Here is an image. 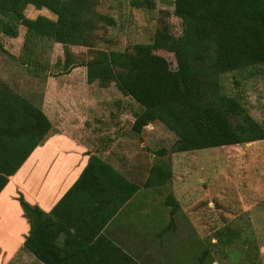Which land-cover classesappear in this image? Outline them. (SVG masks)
I'll use <instances>...</instances> for the list:
<instances>
[{"label": "trees", "instance_id": "16d2710c", "mask_svg": "<svg viewBox=\"0 0 264 264\" xmlns=\"http://www.w3.org/2000/svg\"><path fill=\"white\" fill-rule=\"evenodd\" d=\"M27 4L46 9L54 18L24 16ZM95 4L96 0H0V32L15 37L21 25L23 46L46 38L62 44L66 56V45H88V31L95 20L113 23L93 9ZM129 4L147 9L155 5L154 0H130ZM172 6L173 13L187 17L183 46L171 47L174 68L153 52L155 43L138 42L131 50H95L81 64L86 82L106 87L113 81L141 108L132 116L130 130L139 134L147 123H161L176 137L172 152L264 139L260 124L237 98L222 92L219 82L224 72L247 70L252 75L264 67V0H172ZM49 127L38 106L0 81V190ZM169 177L163 163L152 164L143 185H163ZM137 189L109 163L90 154L76 180L49 211L29 204L17 192L14 198L28 225L22 249L42 264H100L101 241L112 250L101 264H138L100 233ZM164 202L177 204L171 195ZM62 206L67 209L59 216ZM57 232L62 235L60 242ZM205 253L203 249L196 256V264H201Z\"/></svg>", "mask_w": 264, "mask_h": 264}, {"label": "rangeland", "instance_id": "374dc122", "mask_svg": "<svg viewBox=\"0 0 264 264\" xmlns=\"http://www.w3.org/2000/svg\"><path fill=\"white\" fill-rule=\"evenodd\" d=\"M129 1L96 0L93 9L112 18L113 23L95 20L88 31V45L68 44L66 56L62 44L46 38L23 46L21 25L15 37L0 32V81L43 107L47 114L56 111L52 117L61 112L59 117H65L67 124L76 119L85 132L100 124L99 130L112 141L97 139L94 146L103 156H111L117 169L138 186L131 197L136 199L134 207L139 208L135 212L146 216L135 222L141 228L138 247L142 251L136 259L133 256L138 264H196L195 258L203 249L206 253L201 264L212 258L221 264H227L225 258L231 264H264V139L172 152L176 137L157 121L144 125L136 137L128 135L129 121L141 108L113 81L106 87L86 82L81 64L94 56L95 50H131L138 42L155 43L153 52L163 56L170 68L175 67L171 47L184 44L186 15L173 13L172 0H154L152 9L131 6ZM22 12L29 18H54L46 9L31 4ZM263 68L252 75L247 70L224 72L219 82L222 92L237 98L264 130ZM70 109L80 112L66 114ZM94 119L100 120L99 124ZM161 163L169 168V179L163 185L145 187L149 168ZM167 195L176 199V206L164 202ZM181 195L186 200L178 199ZM207 198H213L212 203L207 204ZM240 198L244 204L238 202ZM171 208L173 213H168ZM11 212L9 217L5 211L0 214V264H40L22 249V240L17 243L15 226L18 217H23L13 208ZM9 237L17 245L7 247Z\"/></svg>", "mask_w": 264, "mask_h": 264}, {"label": "crops", "instance_id": "0c3cea01", "mask_svg": "<svg viewBox=\"0 0 264 264\" xmlns=\"http://www.w3.org/2000/svg\"><path fill=\"white\" fill-rule=\"evenodd\" d=\"M39 108L48 119L50 127L45 138L30 151V153L23 160L17 170L8 177L7 182L0 190V214L1 212L5 211L8 216L11 212V208H13L16 214H18L19 216L21 215L19 205L14 198L17 192L21 193L24 200L29 204L36 205L43 212L49 211L76 180L81 169L86 164L88 156L90 154L97 155L102 160L109 163L124 177H126L125 173H122L119 169H117L114 163L111 162V156H103L100 148L94 146L95 142L98 140H105L107 142L112 141L110 138H108L109 140H107L106 133L99 130L100 120L94 119L95 122L99 125L93 128V130L91 128L89 131L85 132L80 128L81 124L76 119L71 120V122L67 124L68 120H66L65 117L63 119L59 117L61 112H57V116L52 117L53 114H56V111L53 110L47 114V111H45L43 107ZM59 110H61L60 106ZM79 112V110L74 111L70 109L66 112V114L73 113V115L75 116ZM132 120L133 117L129 121L130 124ZM150 123L147 124L150 125ZM101 124L104 125L105 123ZM116 124L118 127L121 126L118 123ZM142 131L143 128L141 129L140 133H142ZM128 135L136 137V135L138 134L133 133L130 130L129 126ZM101 144L105 145V143H100V145ZM126 178L130 180L128 177ZM131 196L103 225V227L100 229V233L107 240L119 247L132 258L135 255L136 259V254H139L142 249L140 251V246L138 247V230L141 228H138L139 226L135 225V222L137 221L138 223V221H142V219H144L146 216L135 212L139 211V208L137 209L134 207L136 199L132 198ZM189 197L187 199H189ZM222 197L224 198L225 196ZM173 199L176 201L175 198ZM178 199L186 200V198H184L182 195ZM212 200L213 198H207L206 203H212ZM131 202L133 206H130ZM148 202H151V199H149ZM238 202L244 204L241 198L238 200ZM124 208V214L119 215L120 211H123ZM66 209V206H62V208L60 209L58 208V215L64 216L63 211H66ZM27 229L28 225L25 219H20L18 217L17 227L15 226V230L19 232V239L17 243H21V240L27 233ZM132 233H134L135 236H131ZM22 234L23 237H21ZM56 236L57 242H60L62 235L57 232ZM133 237L136 238V241L132 240ZM15 241V239L14 241H12L9 237L6 242L7 247L13 244L17 245V243H14ZM98 253L100 254V258L97 262L101 264L105 262L106 255L108 253H112V250L109 246L104 244V242L100 241L98 242ZM222 260L224 262V259ZM225 261H227V264H231V261L229 259L225 258ZM207 264L221 263L215 258H212Z\"/></svg>", "mask_w": 264, "mask_h": 264}]
</instances>
